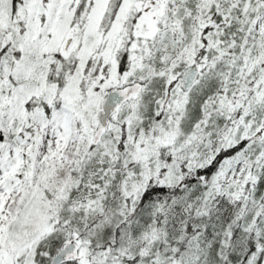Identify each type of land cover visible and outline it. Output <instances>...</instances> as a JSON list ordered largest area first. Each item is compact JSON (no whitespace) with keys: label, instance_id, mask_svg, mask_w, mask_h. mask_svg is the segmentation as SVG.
I'll return each instance as SVG.
<instances>
[{"label":"snow or ice","instance_id":"1","mask_svg":"<svg viewBox=\"0 0 264 264\" xmlns=\"http://www.w3.org/2000/svg\"><path fill=\"white\" fill-rule=\"evenodd\" d=\"M0 264H264V0H0Z\"/></svg>","mask_w":264,"mask_h":264}]
</instances>
